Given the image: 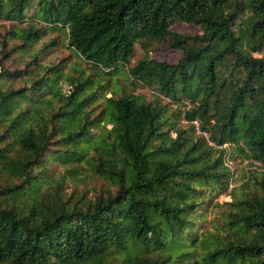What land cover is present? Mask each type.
Wrapping results in <instances>:
<instances>
[{
  "label": "trees",
  "instance_id": "1",
  "mask_svg": "<svg viewBox=\"0 0 264 264\" xmlns=\"http://www.w3.org/2000/svg\"><path fill=\"white\" fill-rule=\"evenodd\" d=\"M0 20L15 22L0 53L22 58L0 62V264H264V0H0ZM179 21L201 33L171 31ZM56 29L91 68L126 66L155 98L107 95L84 69L60 97L64 61L38 63L55 42L32 50ZM153 40L181 56L129 66L136 43ZM161 96L188 101L187 128ZM230 146L262 170L231 188L228 239L208 242L199 259L173 255L196 240L187 231L206 187H228ZM91 151L105 189L67 195L66 175L78 178ZM58 160L64 169L53 176Z\"/></svg>",
  "mask_w": 264,
  "mask_h": 264
},
{
  "label": "rangeland",
  "instance_id": "2",
  "mask_svg": "<svg viewBox=\"0 0 264 264\" xmlns=\"http://www.w3.org/2000/svg\"><path fill=\"white\" fill-rule=\"evenodd\" d=\"M15 22L8 20H0V38H3L6 32L13 29L12 24ZM24 22L23 24H25ZM22 24V25H23ZM171 31L190 33V34H199L201 33V28L199 25L186 22H176L170 26ZM10 39L11 36L8 35ZM50 40L55 42V45L49 46L46 50L40 51L38 63L42 65H55L64 61L65 71L64 75L58 86L59 96L64 98L70 88V79L74 70L84 69L86 73H89L91 76L97 78V80L103 82L107 85L108 91L107 95L111 93L115 96H119L122 93H131L141 95L146 101H151L155 98V92L152 88H148L143 84L131 80L127 77L126 66L119 68V71L105 75L104 73L91 68L87 63L80 60L73 51L68 47L66 42L65 30L56 29L50 30L47 34L41 39V41L36 44L32 50L39 49L42 46V43H49ZM16 43V39H13L9 42L6 47L5 52L9 53L10 46ZM17 50H10L9 56H4L3 53H0V62L3 66L13 68L16 64L13 62V59H22L21 57L16 56ZM181 50L170 48L165 40L163 41H139L135 45V50L132 58L130 59L129 66L134 65L137 61L154 57L159 60H166L168 62L174 63L181 56ZM254 55H260L261 53H254ZM20 68H23V64H18ZM31 68L34 69L35 73H43V70L37 69L35 64L31 65ZM21 81H16L13 83L15 87L21 85ZM57 97L58 100L61 99ZM163 100L167 103L166 111L168 113L174 114V121L176 122L177 127L187 128L189 126L188 121L184 119L183 112L188 109L190 105L188 101L183 99L182 101H170L168 98L163 97ZM58 103H56V106ZM97 129H93L96 131ZM197 134V132H195ZM55 148V147H52ZM228 151L231 155L227 163L230 170L229 183L228 187L212 188V186L206 187L204 194H202L203 200L198 208L197 212L191 217L192 226L188 229L187 233L190 232V229L193 230L192 233L196 234V240L192 245L189 242H182L180 245H174L171 248L173 255L178 254L181 250L185 249L186 251L191 252L196 259H199L201 255L204 254L206 244L211 243L215 238H226L228 239V231L225 232V217L229 209L228 202L231 200L230 191L232 187H240V184L245 180L246 174L248 171L257 170L261 171L262 168L258 165V162H252L249 158L244 155H240L237 151V147L230 146ZM93 151L88 155L87 162H84L81 166L80 176L74 178L71 174L66 175V180L64 182V188L69 195L72 190L84 192L87 197L92 195H97L105 189L107 180L99 177L94 171L90 169L91 163L96 162V156H94ZM90 163V164H89ZM73 163H68L67 166L70 167ZM53 176H57L59 173L63 172L64 166L61 165L60 161H56L52 165ZM238 193V191L236 192ZM176 244V243H175ZM178 244V243H177Z\"/></svg>",
  "mask_w": 264,
  "mask_h": 264
},
{
  "label": "built area",
  "instance_id": "3",
  "mask_svg": "<svg viewBox=\"0 0 264 264\" xmlns=\"http://www.w3.org/2000/svg\"><path fill=\"white\" fill-rule=\"evenodd\" d=\"M192 123H193L196 127H198V121H197L196 119L192 120ZM203 134L206 135L205 132H203ZM209 144L212 145V146H216L215 143L212 142V141H209ZM226 165H228L227 162H226Z\"/></svg>",
  "mask_w": 264,
  "mask_h": 264
}]
</instances>
